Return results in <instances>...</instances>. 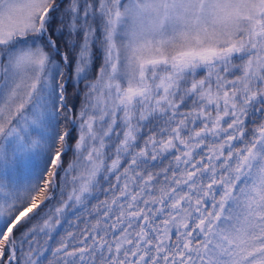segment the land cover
<instances>
[{
    "label": "snow or ice",
    "instance_id": "snow-or-ice-1",
    "mask_svg": "<svg viewBox=\"0 0 264 264\" xmlns=\"http://www.w3.org/2000/svg\"><path fill=\"white\" fill-rule=\"evenodd\" d=\"M0 264H264V0H0Z\"/></svg>",
    "mask_w": 264,
    "mask_h": 264
}]
</instances>
